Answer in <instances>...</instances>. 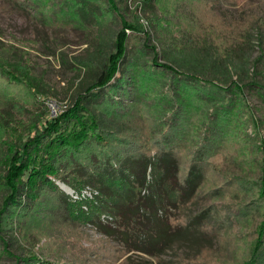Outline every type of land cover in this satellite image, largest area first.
Instances as JSON below:
<instances>
[{
  "label": "trees",
  "instance_id": "trees-1",
  "mask_svg": "<svg viewBox=\"0 0 264 264\" xmlns=\"http://www.w3.org/2000/svg\"><path fill=\"white\" fill-rule=\"evenodd\" d=\"M28 2L49 23L69 16L80 26L92 22L99 34L92 51L76 61L84 72L77 74L73 104L27 126L14 123L13 114L24 107L10 89L32 94L35 80L16 47L0 42V259L81 264L73 254L51 259L39 252L63 234L90 228L121 247L120 264H190L212 251L200 243L218 238L212 231L222 218L213 205L228 197L239 216L254 208L260 220L236 264H264V144L257 147L263 156L257 184L245 186L239 178L224 191L210 181L216 161L242 145L240 131L253 113L246 92L264 98L257 79L264 62L263 20L253 36L250 26L228 25L204 4V18L182 12L177 20L183 28L160 47L137 20L125 19L115 0L15 1L24 9ZM151 2L162 17L172 18L180 6L175 4L184 3L143 0ZM194 19L204 24L193 28ZM111 22L118 30L107 35L102 30ZM255 43L260 56L252 60ZM207 181L212 189H205ZM203 201L210 207L202 209ZM180 244L188 255L161 258Z\"/></svg>",
  "mask_w": 264,
  "mask_h": 264
},
{
  "label": "rangeland",
  "instance_id": "rangeland-1",
  "mask_svg": "<svg viewBox=\"0 0 264 264\" xmlns=\"http://www.w3.org/2000/svg\"><path fill=\"white\" fill-rule=\"evenodd\" d=\"M15 1L0 0V42L16 47L18 54L23 55L24 63L30 67L31 75L35 80L36 89L32 94L22 91L21 88L16 91L15 88L10 89L11 94H14L24 107L21 113L13 114L14 123L23 122L27 126L37 118L54 117L73 104L78 91L77 74L84 72L76 61L84 59L92 51L91 47H94L92 45H95L99 32L92 22L85 21L84 26H80L77 19L69 16L53 18L52 23H49L39 13L33 12L31 2H28V7L24 9L16 5ZM54 1L59 3L61 0ZM115 1L125 19L133 22L137 20L138 25L152 35L151 43H156L160 47L168 44V41L171 42L169 38L172 37L175 28L182 27V22L177 20L182 16V12L189 17H195L197 13L200 18H204L205 15L201 14L204 4L212 6L216 17H221L228 25H237V22H240L245 28L250 26L253 36L257 35L259 26L263 25L261 20L264 22V0H198L195 2L183 0L182 4L172 2L170 6L165 7L169 6L171 11L174 4L176 7L180 5L175 18L170 17V13L162 17L163 15L153 2L151 6H148L143 3V0ZM117 18L119 17H116L115 21ZM202 24L204 23H201L199 19H194L191 26L194 28ZM118 25L111 22L102 31L110 35L112 31L118 30ZM186 27H189V23L184 28ZM126 32L131 35V31ZM232 38L233 35L229 36V39L232 40ZM255 46L249 51L252 60L260 56L256 43ZM257 67V79L264 83V62ZM246 93L250 112L253 113H250L251 117H248L240 131L242 145L239 147L236 143L228 155H223L216 161L217 172L213 173L210 179L224 191L237 185L236 179L239 178L244 179L245 186H249L252 182L257 184L261 174L260 165L263 156L257 147L260 143L264 144V98L256 92ZM118 99L124 103L128 101L116 96L115 100ZM151 102L153 103L152 99ZM241 118H247V114H242ZM250 118L254 123L250 122ZM240 151L244 152L243 156H240ZM58 185L65 193L75 198L71 189L60 182ZM208 187L213 188L207 181L205 189ZM88 194H90L89 190L83 192L84 196ZM203 205L210 207L211 203L203 201L202 209H204ZM213 207L217 213L219 211L218 214L222 218L217 220L220 226L212 231L215 238L216 235L218 238L213 240L207 237L210 241L201 242L200 245H207L212 248V251L206 252L201 261L198 258L190 264H236L245 255L249 244L256 237L255 229L260 220L252 212L254 208L249 209L248 217L239 216L237 214L239 206H236L233 200H228V197L219 200ZM76 234L75 236L61 235L52 245L46 244L44 250L40 248V255L55 259L56 256L71 258L73 254L81 264H120L123 261V259L117 260L121 255V247L94 230L88 228ZM13 244L18 246L19 242ZM25 247L27 251L30 250L29 247ZM186 248L184 244L172 246V249L166 250L161 258L170 261L175 256L185 257L189 252ZM12 249L15 250V247ZM189 254H192L191 251ZM184 262L182 264H189ZM0 264H13V261L4 255L0 259Z\"/></svg>",
  "mask_w": 264,
  "mask_h": 264
}]
</instances>
